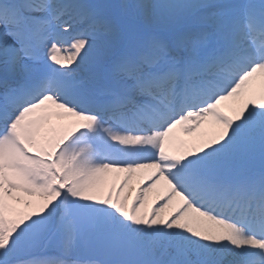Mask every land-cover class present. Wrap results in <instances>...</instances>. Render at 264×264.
<instances>
[{
  "label": "snow or ice",
  "instance_id": "snow-or-ice-1",
  "mask_svg": "<svg viewBox=\"0 0 264 264\" xmlns=\"http://www.w3.org/2000/svg\"><path fill=\"white\" fill-rule=\"evenodd\" d=\"M0 264H264V0H0Z\"/></svg>",
  "mask_w": 264,
  "mask_h": 264
},
{
  "label": "bare ground",
  "instance_id": "bare-ground-1",
  "mask_svg": "<svg viewBox=\"0 0 264 264\" xmlns=\"http://www.w3.org/2000/svg\"><path fill=\"white\" fill-rule=\"evenodd\" d=\"M135 183H137V181H136V180H134V181H133V184H134V185H135Z\"/></svg>",
  "mask_w": 264,
  "mask_h": 264
}]
</instances>
